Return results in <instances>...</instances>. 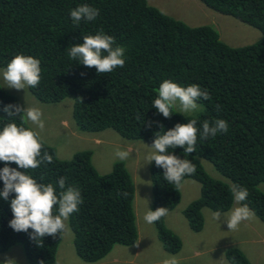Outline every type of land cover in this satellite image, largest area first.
I'll return each mask as SVG.
<instances>
[{"label": "trees", "instance_id": "trees-1", "mask_svg": "<svg viewBox=\"0 0 264 264\" xmlns=\"http://www.w3.org/2000/svg\"><path fill=\"white\" fill-rule=\"evenodd\" d=\"M200 1L259 29L261 38L247 45L231 46L220 39L212 26H190L149 5L147 0H0V67L6 69L19 53L39 59L41 80L38 86L28 87L29 91L42 102L71 96L72 117L80 131L111 128L124 138L142 139L153 145L157 132L190 119H196L198 127L204 120L228 122L227 133L207 139L198 135L196 150L190 154L183 147L168 149L170 154L191 160L196 166V172L184 179L198 181L200 194L183 209L195 232L204 225L203 207L214 212L232 207L231 189L236 185L248 190L247 199L241 204L264 222V192L258 188L264 183V0ZM81 4L100 12L94 21L81 20L77 26L70 12ZM100 29L114 36L116 44L126 50L124 66L106 74L71 59L67 51ZM166 79L182 86L195 83L206 89L210 99L198 101L204 105L203 111L187 116L172 109L171 118L159 113L152 105ZM9 104L19 102L0 85V130L7 123H21L19 116L7 117L3 111ZM25 127H29L27 123ZM44 150L53 156V162L41 163L38 168L29 169L28 174L38 182L52 183L57 191L56 182L65 176L66 185L81 190L83 203L68 220L77 256L94 262L106 256L115 244L136 243L134 182L125 163L118 160L109 172L101 174L92 163L91 150L77 151L69 159L59 158L56 149L45 142ZM200 158L209 161L229 182L211 177ZM4 166L0 161V169ZM9 166L18 167L15 162ZM164 171L154 160L151 162L153 211L167 207L169 212L180 201V186L178 190L169 184ZM3 187L0 179V191ZM14 196L15 193L10 194L7 201L0 197V252L20 243L29 264H56L61 234L46 235L37 241L31 238L32 229L13 230L9 222L14 218L10 205ZM153 224L163 248L177 253L181 238L166 226L164 217ZM225 257L229 264H252L235 246L225 250Z\"/></svg>", "mask_w": 264, "mask_h": 264}, {"label": "rangeland", "instance_id": "rangeland-1", "mask_svg": "<svg viewBox=\"0 0 264 264\" xmlns=\"http://www.w3.org/2000/svg\"><path fill=\"white\" fill-rule=\"evenodd\" d=\"M147 3L190 26H212L217 30L220 39L231 46L247 45L262 36L261 31L254 26L213 10L200 0H147ZM4 69L0 67L1 87L13 94L20 105L41 109L44 128L37 130L40 131L43 141L56 149L59 158L69 159L77 151L91 150L94 167L99 173L105 174L112 169L114 162L120 160L116 156L118 150L130 153L123 162L134 182L133 208L138 230L136 243L115 244L103 258L86 262L75 253L73 234L67 221L68 228L61 235L57 248L56 264H164L166 259L173 257L178 263L229 264L225 250L230 246L240 248L252 264H264V222L251 210V218L243 221L236 230H229L223 220L225 214H230L235 207L241 206L235 200L228 211L220 212L221 220L214 218L216 212L203 207V228L195 232L189 227L183 209L200 194L199 182L190 178L182 181L180 201L164 216L166 226L182 241L177 253L167 252L157 238L154 224L144 220L145 214L151 211L152 203L151 163H147L148 155L155 151L151 147L152 144L142 139L124 138L111 128L92 132L80 131L72 117L71 96L57 102L39 101L31 94L28 87L25 90L6 87L2 78ZM198 104L199 108L195 112L185 115L194 116L203 111L204 105L200 102ZM174 109L179 112V104ZM27 125L30 128L35 127L30 121ZM200 161L211 177L229 182L209 161L202 158ZM258 188L264 192V183L258 184ZM8 258L20 264H29L20 243L0 252V262Z\"/></svg>", "mask_w": 264, "mask_h": 264}, {"label": "clouds", "instance_id": "clouds-1", "mask_svg": "<svg viewBox=\"0 0 264 264\" xmlns=\"http://www.w3.org/2000/svg\"><path fill=\"white\" fill-rule=\"evenodd\" d=\"M99 12L100 10L95 7L81 4L71 10L70 16L73 23L78 26L81 20L94 21L99 16ZM83 41L82 44L67 49L71 59L77 60L86 67H95L101 74L110 73L115 68L124 66L125 48L117 45L115 37L105 33L103 29L98 30L95 35L84 36ZM41 72L39 59L19 53L3 70L2 78L6 87L25 90L26 87L38 86ZM200 99L208 100L210 94L199 84L182 86L171 79H166L159 86L158 96L152 106L165 118H171L172 109L176 108L177 104L180 108L178 113L185 115L199 108ZM219 109L220 105H217V110ZM3 111L7 113V117L21 118L19 125L13 121L5 124L0 130V161L5 163L0 169V179L4 183L0 197L7 201L10 194L15 193L10 201L14 218L10 220L9 226L17 232H27L32 229L31 238L37 241L42 240L46 235L56 236L58 233L62 235L68 228L66 222L74 212L79 211V206L83 203L81 190L74 185H66L65 176H61L56 182L59 188L57 191L52 183L38 182L28 174L29 169H36L41 163L53 162V156L44 150L43 137L37 130L44 128L41 109L9 104ZM137 119H140L139 115ZM29 121L35 127H25ZM228 128V122L224 119H214L211 122L204 120L199 127L196 119H190L184 124L177 123L174 128L155 134L156 138L151 146L155 151L148 155L147 163L154 160L158 167L165 169L163 173L165 180L179 190L184 177L196 172V166L191 160L170 154L168 149L183 147L184 152L190 154L196 150L198 135L200 139H207L215 137L218 133H227ZM129 155L128 151L116 152V156L121 161L126 160ZM10 162H15L18 167L9 166ZM231 192L238 204L247 199L248 190L245 187L233 186ZM123 195L127 196V193ZM166 215L167 207H159L147 212L144 220L151 224ZM251 216L248 206L241 204L230 214H225L223 220L229 230H236ZM214 218L221 220V213L216 212ZM2 264H12V259H6ZM164 264H178V262L173 257L166 259Z\"/></svg>", "mask_w": 264, "mask_h": 264}]
</instances>
